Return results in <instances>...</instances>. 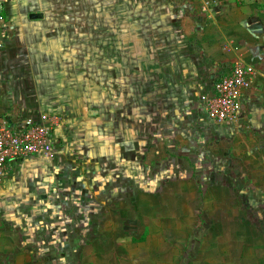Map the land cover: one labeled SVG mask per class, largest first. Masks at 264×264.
Returning <instances> with one entry per match:
<instances>
[{"label": "crops", "instance_id": "1", "mask_svg": "<svg viewBox=\"0 0 264 264\" xmlns=\"http://www.w3.org/2000/svg\"><path fill=\"white\" fill-rule=\"evenodd\" d=\"M85 1L88 2L15 0L3 7L0 118L17 128L26 120L38 121L41 114L58 115L62 123L53 136L57 152L58 140L66 138L65 126L72 123L68 110L73 108L72 112L77 114V108L81 109L78 102L81 90L87 89L82 82L94 83L92 78L103 76L109 78L105 85H119L117 92L112 87L110 93H120V99L115 98L111 107L110 101L107 102L110 107L107 116L102 118L99 111L90 115L94 125L104 120L105 130L101 134V126L93 127L90 139L106 148L111 146L115 151L111 156L122 158L123 165L116 162L111 173H129L133 169L143 172V166L124 163L130 158H144L146 148L152 153L176 155L170 151L168 142L186 140L177 136L165 138L163 132L146 134V126L160 128L182 120L185 125L191 121L193 126L214 124L223 147L230 142L236 149V144L242 143L240 151L246 156L259 155L264 161V0H124L118 6V20L104 22L107 27L104 44L97 43L91 33L99 24L97 5L82 3ZM237 62L252 68L255 78L243 96L237 126L218 125L207 118L203 97L213 93L215 82ZM42 77H57L62 84H71L70 90L66 88V93L71 91L75 95L70 103H59L52 88L37 103L33 88L39 82L37 78ZM50 106L60 111H52ZM204 128L208 130L205 125ZM102 150L97 148L98 152ZM31 159L44 160L39 157L28 160ZM13 167L6 177L16 173ZM26 171L30 177L25 175V183L28 180L30 192L25 200L32 202V173L38 171ZM106 184L111 187V183ZM16 189L18 185L9 178L0 182V207L5 206L6 197H19ZM17 207L9 203L7 215L0 214V264H50L47 259H35L43 250L49 251L44 240L35 248L36 236L48 232L41 228L39 235L36 228L31 230L28 226H34L33 218L21 219ZM53 225L54 235L60 227ZM103 264L109 262L104 260Z\"/></svg>", "mask_w": 264, "mask_h": 264}, {"label": "rangeland", "instance_id": "2", "mask_svg": "<svg viewBox=\"0 0 264 264\" xmlns=\"http://www.w3.org/2000/svg\"><path fill=\"white\" fill-rule=\"evenodd\" d=\"M87 1L82 3L97 5L99 24L91 33L97 43L104 44V22L118 20V6L124 0ZM37 79L33 88L37 103L52 89L61 104L70 103L75 96L66 93L71 84H62L57 77ZM92 79L94 83L82 82L87 89L81 90L79 113L68 110L72 123L63 130L66 138L58 140L55 160L19 162L13 167L16 173L5 178L18 185L20 195L6 197L0 214L7 215L6 206L16 204L21 219L33 218L35 227L27 223L31 230L36 228L39 235L41 228L48 232L36 236L35 248L44 240L49 251L43 250L35 259H47L50 264H103L104 260L109 264H264L262 157L246 156L240 151L242 143L236 144V149L230 142L223 147L214 124H204L206 131L204 125L193 126L192 121L185 125L182 120L160 128L146 126V134L163 132L165 138L186 140L168 142L176 155L152 153L146 148L144 158L124 163L143 166V172L133 169L113 174L111 167L116 162L123 165L122 158L111 156L115 154L111 146L90 139L93 127L101 126V134L105 132L104 120L103 125H94L90 115L99 111L102 118L107 116L111 103L120 99V93H110L111 88L117 92L120 87L105 85L108 77ZM49 109L60 111L55 106ZM98 147L103 150L98 152ZM30 169L38 171L32 173V202L25 200L30 192L25 175L30 177L26 171ZM53 223L60 227L54 235Z\"/></svg>", "mask_w": 264, "mask_h": 264}, {"label": "built area", "instance_id": "3", "mask_svg": "<svg viewBox=\"0 0 264 264\" xmlns=\"http://www.w3.org/2000/svg\"><path fill=\"white\" fill-rule=\"evenodd\" d=\"M15 0H0V21L3 7ZM208 4H206V8ZM255 78L252 68L241 62L233 64L228 74L217 80L213 93L203 97L207 118L218 125L235 126L242 113V100ZM58 115L41 114L38 121L26 120L21 127H11L0 118V182L8 169L20 161L39 157L55 160L54 132L61 126Z\"/></svg>", "mask_w": 264, "mask_h": 264}]
</instances>
